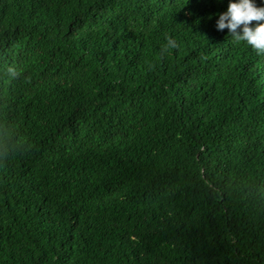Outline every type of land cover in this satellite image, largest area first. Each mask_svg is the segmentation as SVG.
<instances>
[{"label": "trees", "instance_id": "obj_1", "mask_svg": "<svg viewBox=\"0 0 264 264\" xmlns=\"http://www.w3.org/2000/svg\"><path fill=\"white\" fill-rule=\"evenodd\" d=\"M227 6L0 0V264H264V52Z\"/></svg>", "mask_w": 264, "mask_h": 264}, {"label": "clouds", "instance_id": "obj_2", "mask_svg": "<svg viewBox=\"0 0 264 264\" xmlns=\"http://www.w3.org/2000/svg\"><path fill=\"white\" fill-rule=\"evenodd\" d=\"M216 27L220 30L227 27L236 40L264 52V5L257 0H228L227 9L219 13ZM167 46L175 47L176 41L169 38Z\"/></svg>", "mask_w": 264, "mask_h": 264}]
</instances>
